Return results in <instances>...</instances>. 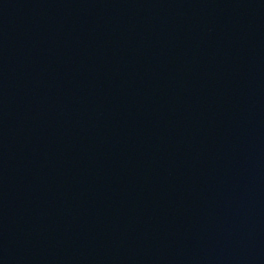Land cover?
<instances>
[{"label": "water", "instance_id": "water-1", "mask_svg": "<svg viewBox=\"0 0 264 264\" xmlns=\"http://www.w3.org/2000/svg\"><path fill=\"white\" fill-rule=\"evenodd\" d=\"M0 264H264V0H0Z\"/></svg>", "mask_w": 264, "mask_h": 264}]
</instances>
